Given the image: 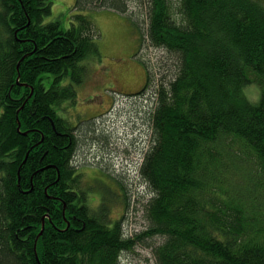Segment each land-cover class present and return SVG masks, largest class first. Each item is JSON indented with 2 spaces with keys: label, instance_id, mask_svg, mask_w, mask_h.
I'll return each mask as SVG.
<instances>
[{
  "label": "trees",
  "instance_id": "1",
  "mask_svg": "<svg viewBox=\"0 0 264 264\" xmlns=\"http://www.w3.org/2000/svg\"><path fill=\"white\" fill-rule=\"evenodd\" d=\"M53 5L0 0V264H120L137 245L155 264H264V0L137 1L138 40L166 59L153 89L142 61L147 81L124 94L147 91L150 103L138 109L150 137L133 177L147 198L132 238L108 196L90 206L72 162L91 123L63 113L100 54L98 32L86 15L64 28ZM115 183L129 208L130 183Z\"/></svg>",
  "mask_w": 264,
  "mask_h": 264
},
{
  "label": "rangeland",
  "instance_id": "2",
  "mask_svg": "<svg viewBox=\"0 0 264 264\" xmlns=\"http://www.w3.org/2000/svg\"><path fill=\"white\" fill-rule=\"evenodd\" d=\"M82 1L78 0V4ZM137 1L142 0H127V13H120L109 7L90 6L83 10L75 6L76 0H54L52 7L53 15L60 19L64 28L68 26L69 16L86 15L93 21L98 32L96 42L100 54L88 66L84 79L76 87V100L73 103L65 101L70 105H64L68 111L63 110V113L73 123L83 119L91 123L89 127L84 123L80 124L86 133L87 141L79 145L75 154L76 160L72 163L82 172L90 206H98L103 195L108 196L110 217L113 221L122 222L129 238H132L134 232L140 233L144 224L142 202L147 198V190L133 177H136L142 156L141 150H146L149 144L150 136L144 133V121L140 115L142 110L148 111L146 106H150V103L147 91L146 97L137 94L125 97L124 94H131L147 81L146 67L142 66V61L150 68L149 79L152 81L149 87L153 89L158 83L157 77L160 73L157 68H161L162 60L166 59L162 50L139 42L138 32L130 20L142 18ZM137 55L141 60L135 57ZM246 88L243 90L244 95ZM140 99L144 101L139 105ZM247 100L250 103L255 102L248 98ZM93 119L98 120L93 125L97 124L101 129H90ZM101 132L103 139L99 138ZM118 174H122L131 185L129 208L125 203H121V196H118V193L122 192L115 183ZM101 187L104 188L103 191ZM135 194L141 198V204L136 200ZM120 264L155 263L151 248L137 245L130 252L121 254Z\"/></svg>",
  "mask_w": 264,
  "mask_h": 264
}]
</instances>
